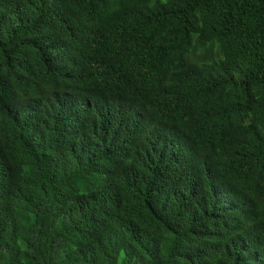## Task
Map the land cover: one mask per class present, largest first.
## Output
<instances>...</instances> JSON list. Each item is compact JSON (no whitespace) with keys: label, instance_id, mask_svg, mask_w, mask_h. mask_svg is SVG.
Wrapping results in <instances>:
<instances>
[{"label":"trees","instance_id":"trees-1","mask_svg":"<svg viewBox=\"0 0 264 264\" xmlns=\"http://www.w3.org/2000/svg\"><path fill=\"white\" fill-rule=\"evenodd\" d=\"M0 264H264V0H0Z\"/></svg>","mask_w":264,"mask_h":264}]
</instances>
